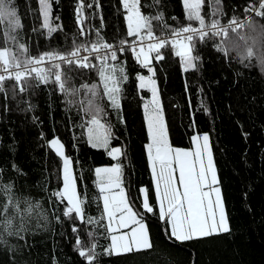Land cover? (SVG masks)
I'll return each instance as SVG.
<instances>
[{
  "label": "trees",
  "instance_id": "trees-1",
  "mask_svg": "<svg viewBox=\"0 0 264 264\" xmlns=\"http://www.w3.org/2000/svg\"><path fill=\"white\" fill-rule=\"evenodd\" d=\"M253 1L222 0L224 14L216 18L220 23L233 17L239 19ZM51 3V25L58 30L49 36L42 28L37 0H14L23 25L18 30V40L27 45L32 56L48 51L67 53L74 43L90 47L97 40V31L104 42L116 46H120V40L130 43L134 39L127 36L121 0ZM78 4L83 6V24L77 22ZM90 4L92 7H88ZM140 4L146 16L163 13V22L152 21L155 35L171 33L170 29L189 23L181 0H140ZM203 14L212 18V8L207 3ZM249 20L256 23L255 32L247 31V22L238 33L229 32L224 41L215 38L198 43L194 55L200 59L195 62L196 68L185 71L170 44L162 50L165 59L157 62L154 54L150 58L169 144L190 149L193 136H209L230 233L187 241L170 236L156 206L145 151V105L150 95L140 88L137 76L147 78L152 74L135 60L131 49H125L116 61L109 60L124 67L128 77L120 84L118 109L103 95L95 69H78L73 65L70 87L79 91L71 96L49 83L24 93L17 89L13 98L14 82H6L7 96L0 93V168L4 170L0 183H11L16 196L29 198L39 207L34 209V218L29 231L22 233L23 239L6 237L7 244H0V264H87L77 251L78 237L86 245H97L93 264H264V73L257 58L241 60L247 46L254 47L256 57L264 52V18ZM6 28L5 21L0 24V33ZM239 35L245 36L247 42L254 38L255 43L245 44L239 41ZM218 44L229 49L227 54L217 50ZM237 44L239 51L233 50ZM3 46L0 35V47ZM63 67L67 71L68 66ZM32 84L36 85V81ZM82 85H95L97 97L92 98ZM91 99L100 107V121L111 133L104 149L92 147L86 136V104ZM52 139L60 141L72 162L77 196L83 201V220L65 217L66 202L52 195L60 187L59 157L48 145ZM113 148L121 149L122 154L116 159L108 155ZM117 164L122 169L121 187L148 231L154 246L151 250L120 255H108L105 251L109 247V233L95 171ZM141 189L145 190L152 212L143 208ZM4 199L0 194V203ZM89 217L94 223L87 222ZM11 246H16V250H10Z\"/></svg>",
  "mask_w": 264,
  "mask_h": 264
},
{
  "label": "snow or ice",
  "instance_id": "snow-or-ice-1",
  "mask_svg": "<svg viewBox=\"0 0 264 264\" xmlns=\"http://www.w3.org/2000/svg\"><path fill=\"white\" fill-rule=\"evenodd\" d=\"M39 13L42 16V28L47 30L49 36L58 29L51 25L52 3L51 0H37ZM159 3V0H155ZM185 17L188 24L179 28L170 29L172 39L167 40L157 37L153 32V20L163 22V13L156 16H146L142 13L140 0H121L126 12L127 36L133 37L132 54L135 60L152 75L145 78L138 75L140 88L147 87L152 92L151 111L145 105V119L147 122V132L149 143L147 144L148 161L152 169L153 179L156 185L157 197L160 204V218L166 220L171 228V236L177 241H187L199 238L220 236L231 232L228 216L225 211L224 201L219 188V180L213 162V155L209 143V136H193L192 141L195 146L194 151H186L173 148L168 141L167 128L164 121L162 109L159 104L154 69L150 66L151 57L159 62L165 59L162 50L171 45L175 56L180 58L185 71L196 68V61L200 59L194 55L197 44L207 43L209 40L221 38L222 41L228 38L229 31L238 33L244 25L233 17L227 25H222L216 17L222 16V0H182ZM208 4L212 8V18L207 19L203 14V7ZM92 7V5H88ZM77 22L83 24L81 13L83 6L77 5ZM245 12H254L255 16L264 18V0H259L258 6L250 4L245 8ZM175 19V18H174ZM7 22V28L0 35L3 37L4 46L0 47V93L7 96V81H13L12 96L16 95L18 89L20 93L28 91L30 88L40 84H55L61 93L65 95H75L78 89L70 87L73 65L78 69H95L98 72L103 85V95L108 98L114 108L120 107V84L128 79L124 67L119 64H111L109 60H117V50L110 43L104 42L97 31V40L92 42L90 47L84 44H75L68 53L59 51H48L39 56H32L26 44L19 43L18 30L23 27L18 10L14 6V0H0V24ZM191 22L198 24L194 27ZM164 27H168L166 24ZM248 27L255 32L257 25L254 21H248ZM264 27V26H261ZM35 31V29H34ZM81 35H84L81 29ZM239 41L247 44V38L238 36ZM264 41V33L261 34ZM255 43V41H253ZM120 51H123L125 40H120ZM239 45L237 44V50ZM138 49V50H137ZM218 51H229L226 47L217 45ZM88 52L95 55L98 65L93 64L89 55H81V52ZM257 58L264 67V52L256 57L254 47L247 46L245 52L241 54L242 62ZM64 65L68 66L67 71ZM36 81V85L32 81ZM87 94L92 98L97 97L95 85H82ZM88 111L92 114L90 121L92 127L89 131V142L93 147L107 148L109 129L101 124L98 116L100 107L89 100ZM49 146L55 154L62 160L63 188L52 195L57 196L61 201L66 200L68 207L64 211V216L69 219H84L83 201L77 196L76 181L73 178L71 160L65 155L64 146L58 139L49 142ZM121 149L113 148L109 155L116 159L121 155ZM17 172L20 170L15 164L12 165ZM0 168V173H3ZM179 172L178 182L175 173ZM96 175L99 178L97 187L99 188L103 201V213L107 217V231L110 235L111 244L105 250L108 255H120L132 252H144L153 249L148 231L137 214L132 210L123 188L121 187L122 169L119 164L110 168H97ZM177 183L179 186H177ZM11 183H0V194L4 196V202L0 203V244H7L6 237H18L23 239L22 233L29 231V224L34 218V209L39 207L33 204L29 198H21L15 195ZM118 189L119 191H113ZM182 189V191L180 190ZM143 192L144 190L141 189ZM143 208L147 212H152L148 198L145 196ZM46 219L47 217H43ZM88 223H94L91 217ZM117 228H124L129 223L136 225L130 233L119 236L112 234ZM73 231H77L73 228ZM92 236V233L88 234ZM76 247L80 257L93 264L96 258L95 243L86 245L79 237L76 240ZM10 250L15 251L16 246H11Z\"/></svg>",
  "mask_w": 264,
  "mask_h": 264
},
{
  "label": "rangeland",
  "instance_id": "rangeland-1",
  "mask_svg": "<svg viewBox=\"0 0 264 264\" xmlns=\"http://www.w3.org/2000/svg\"><path fill=\"white\" fill-rule=\"evenodd\" d=\"M182 1V0H181ZM182 4H183V2H182ZM125 15H126V12H125ZM41 16V15H40ZM41 18H42V16H41ZM43 20V19H42ZM126 24H127V22H126ZM249 30H251L249 27H248V29H247V31H249ZM256 38H257V36H256ZM253 41H254V38H251L250 40H248V42H247V44H251V45H253ZM256 46H257V44H256ZM237 51H239V50H237ZM258 65H259V69L262 71V73H264V67H262L261 65H260V63H259V60H258ZM100 84H101V86H102V90H103V85H102V83H101V81H100ZM139 84H140V82H139ZM145 89L146 90H148V92H149V95H150V98H149V100H148V102H147V106H148V108H149V111H151V109H152V107H153V104H152V99H153V97H152V92L147 88V87H145ZM107 98V97H106ZM108 99V98H107ZM91 100H93V99H91ZM94 102V101H93ZM95 104H97L96 102H94ZM86 108H87V114H88V119H87V123H86V126H87V128H86V136H87V138H88V140H89V131H88V129L90 128V127H92V125H91V123H90V121H91V119H92V114L88 111V109H89V101L87 102V104H86ZM101 114V113H100ZM100 114H99V116H98V119L100 120ZM101 122V121H100ZM101 124H103V122H101ZM145 125H146V129H147V122H146V119H145ZM106 127V126H105ZM148 133V132H147ZM201 136H203V135H201ZM53 140V139H52ZM52 140H50V141H52ZM49 141V142H50ZM49 142H48V145H49ZM150 141H149V137H148V143H149ZM90 143V142H89ZM147 143V144H148ZM90 145H91V143H90ZM92 146V145H91ZM147 146V145H146ZM50 147V146H49ZM93 147V146H92ZM96 148H102V149H104V147H100V146H98V147H96ZM50 149H52L51 147H50ZM53 150V149H52ZM112 149H110V151H111ZM182 150H186V151H194L195 150V146H194V144H193V141H192V147L190 148V149H182ZM54 151V150H53ZM109 151V152H110ZM145 151H146V154H147V147H145ZM55 152V151H54ZM109 155V154H108ZM110 156V155H109ZM110 157H112V156H110ZM113 158V157H112ZM147 158H148V155H147ZM59 179H60V187H59V191H61L62 190V188H63V172H62V160L59 158ZM149 162V161H148ZM113 167V166H112ZM102 168H110V167H102ZM149 168H150V172H151V178H152V183H153V188H154V194H155V200H156V206H157V209H158V212H159V215H160V204H159V201H158V197H157V191H156V185H155V181H154V179H153V173H152V169H151V166H150V164H149ZM95 175H96V171H95ZM175 177H176V180H177V182H178V179H179V172L177 171L176 173H175ZM96 179H97V183H98V180H99V178L97 177V175H96ZM177 186H179L178 185V183H177ZM99 189V188H98ZM144 190V189H143ZM181 191H182V189H180ZM113 191H119L118 189H113ZM141 193H142V195H143V203H144V199H145V190L142 192L141 191ZM101 195V194H100ZM65 202H66V205H67V207H68V204H67V201L66 200H64ZM101 201H102V199H101ZM102 207H103V201H102ZM104 218H105V222H106V227L108 226V220H107V217L106 216H104ZM138 218V217H137ZM166 221V220H165ZM144 224V223H143ZM166 224H167V227H168V232H169V234H170V236H171V228H170V225L166 222ZM134 227H136V225H134V224H131V223H129V225L127 226V227H124V228H117V225H116V223H113V228L114 229H116L112 234H114V235H117V236H119V235H121V234H124V233H130L131 232V230H132V228H134ZM172 237V236H171ZM174 238V237H173ZM175 239V238H174ZM110 244H111V239H110V235H109V246H110Z\"/></svg>",
  "mask_w": 264,
  "mask_h": 264
},
{
  "label": "built area",
  "instance_id": "built-area-1",
  "mask_svg": "<svg viewBox=\"0 0 264 264\" xmlns=\"http://www.w3.org/2000/svg\"><path fill=\"white\" fill-rule=\"evenodd\" d=\"M258 3H259V0H254L253 2L249 3L247 6H249L250 4H255V5L258 6ZM247 6H246V7H247ZM246 7H245V8H246ZM245 8H244V12H245ZM251 17H257V16H255V13H254V12H245L244 16L241 17V18H239L238 20H239V22H240L241 24H243V25L245 26V25L247 24L249 18H251ZM228 23H229V21L221 22L222 25H227ZM193 26H194V27H198V25H193ZM229 32H231V31H229ZM154 35H155V34H154ZM155 36H157V37H162V38L167 39V40H171V39H172L171 33L160 34V35H155ZM216 39H220V38L218 37V38H216ZM133 40H134V39H133ZM133 40H132L130 43H125V45H123L124 50H125V49H131V50H132V43H133ZM113 46H114V48H116V50H117V55H118V54H121V53L124 52V50H123V51H120V47H121V46H116V45H113ZM137 50H138V49H137ZM67 53H68V52H67ZM81 55H89V53H88V52H83V51H82V52H81ZM38 56H39V55H38ZM89 59H90V61H91L92 63H96V65L99 64V61L96 60L94 54H93V55H89Z\"/></svg>",
  "mask_w": 264,
  "mask_h": 264
}]
</instances>
